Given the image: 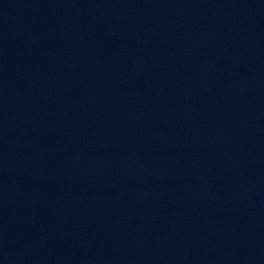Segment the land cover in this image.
<instances>
[{
  "label": "water",
  "instance_id": "water-1",
  "mask_svg": "<svg viewBox=\"0 0 264 264\" xmlns=\"http://www.w3.org/2000/svg\"><path fill=\"white\" fill-rule=\"evenodd\" d=\"M0 264H264V0H0Z\"/></svg>",
  "mask_w": 264,
  "mask_h": 264
}]
</instances>
